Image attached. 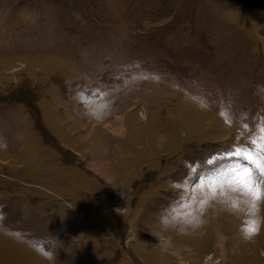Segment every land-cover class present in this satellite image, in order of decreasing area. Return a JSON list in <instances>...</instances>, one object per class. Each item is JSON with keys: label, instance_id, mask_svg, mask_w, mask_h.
I'll list each match as a JSON object with an SVG mask.
<instances>
[{"label": "rangeland", "instance_id": "obj_1", "mask_svg": "<svg viewBox=\"0 0 264 264\" xmlns=\"http://www.w3.org/2000/svg\"><path fill=\"white\" fill-rule=\"evenodd\" d=\"M4 143L0 264H264V0H0Z\"/></svg>", "mask_w": 264, "mask_h": 264}, {"label": "bare ground", "instance_id": "obj_2", "mask_svg": "<svg viewBox=\"0 0 264 264\" xmlns=\"http://www.w3.org/2000/svg\"><path fill=\"white\" fill-rule=\"evenodd\" d=\"M113 124H115L114 122H109V124H107L104 128L106 129V128H108L112 133H113V135H116V134H120L121 133V125H114V126H112ZM157 140H158V142L160 143L161 142V140H162V137H158L157 138ZM216 226V225H215ZM213 228V227H212ZM224 231V230H223ZM222 234L219 232V234L217 235V240L215 239V242L216 243H214V249L216 250V248L217 249H219V250H221L222 252H224L223 253V258H222V262L223 263H226L228 260L226 259V257H224V254L226 253V249L224 248L225 246H226V242H225V238L223 237V236H221ZM215 237V236H214ZM159 242V244H160V246L163 248V249H168V246H169V243L167 244V241L166 242H164V243H162V242H160V241H158ZM228 242V241H227ZM214 250V251H215ZM176 251H174V253H175ZM216 252V251H215ZM177 253H179L178 251L176 252V254ZM178 256V255H177ZM208 259H212V255H210L209 257H208ZM221 261V260H220Z\"/></svg>", "mask_w": 264, "mask_h": 264}, {"label": "snow or ice", "instance_id": "obj_3", "mask_svg": "<svg viewBox=\"0 0 264 264\" xmlns=\"http://www.w3.org/2000/svg\"><path fill=\"white\" fill-rule=\"evenodd\" d=\"M262 171H264V168H262ZM248 176V172H247V170H245V171H243V172H241L240 174H239V182H244V178L245 177H247ZM244 186L245 187H248V184L247 183H244ZM252 229H250V231H251Z\"/></svg>", "mask_w": 264, "mask_h": 264}, {"label": "clouds", "instance_id": "obj_4", "mask_svg": "<svg viewBox=\"0 0 264 264\" xmlns=\"http://www.w3.org/2000/svg\"><path fill=\"white\" fill-rule=\"evenodd\" d=\"M6 147H7L6 143H4V144H0V148H6ZM53 239L55 240L56 238L53 237Z\"/></svg>", "mask_w": 264, "mask_h": 264}, {"label": "crops", "instance_id": "obj_5", "mask_svg": "<svg viewBox=\"0 0 264 264\" xmlns=\"http://www.w3.org/2000/svg\"><path fill=\"white\" fill-rule=\"evenodd\" d=\"M40 136H41V138H42V135H41V133H40Z\"/></svg>", "mask_w": 264, "mask_h": 264}]
</instances>
